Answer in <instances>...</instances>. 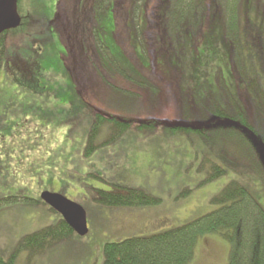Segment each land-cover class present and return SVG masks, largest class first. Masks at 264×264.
<instances>
[{"label": "rangeland", "instance_id": "rangeland-1", "mask_svg": "<svg viewBox=\"0 0 264 264\" xmlns=\"http://www.w3.org/2000/svg\"><path fill=\"white\" fill-rule=\"evenodd\" d=\"M245 1L247 2L244 11L247 15L244 13L240 18L243 25L240 31L242 53L248 68L247 73L252 75V67H254L256 76L264 88V15L256 10L257 0ZM57 5L58 0H19L22 24L0 35V41L2 39L7 42V53L1 64L0 74V199L27 197L42 201L43 192L48 191L62 194L80 203L87 211L88 234L81 236L76 233L50 246L34 259L33 264H104L103 248L106 243L120 242L131 237H147L177 228L201 215L211 213L220 208L211 200L232 181H238L245 186L264 209V160L260 158L264 152L262 153L261 149L256 152L255 145L249 139L246 142L244 137L241 139L233 133H222L220 136L215 134L209 143H205L197 134L180 135L179 138H184L186 142L194 146L193 149L197 148L199 155L193 160L183 162L184 172L174 171L173 175L167 177L172 179L169 182H143L140 180L141 177L134 175L110 179L104 174H99L93 164L99 162L95 160L96 152L90 156L84 155L88 133L92 126L90 121H94V113L87 104L84 103L83 106L86 105L89 113L81 115L77 108L78 103H72L75 99L74 93L69 90L66 91V95L58 96L60 101L53 94L51 95L49 101L56 106L36 101L32 96L33 92V95L40 96L42 89L49 87L48 84L41 82V76L45 71L41 70V67L45 65L41 63L53 59L56 60L55 64L59 65L63 59L58 58V55L60 52H66L60 41L59 31L53 23H48L55 19ZM115 5L116 0H112L99 13L103 28L100 39L108 48V53L117 60L121 69L141 77L142 75L134 69L138 65L127 58L115 38L117 29ZM150 10H153L152 6ZM145 12L147 9L143 5L142 10L138 12V19L141 18V23L144 24V27L141 26L143 32L146 27ZM247 16L250 19L249 23L246 21ZM209 23L203 33L205 37L202 43L197 44V35L193 34L192 28L186 29L185 38L179 49L180 52L183 50L182 56H179L177 47H174L176 55L175 51L171 50L166 55L160 56L158 64L164 71H169L171 74L178 72L179 69L183 73H181L182 86L193 88V98L201 106H208L213 99L225 109L232 110L231 100L225 96L226 93L219 86V79L222 77L233 97L244 107L241 94L245 87L244 84H238L234 77L230 44L224 33L225 24L219 16ZM43 27L47 29L45 32L37 29H43ZM256 35L261 37V40L256 39ZM130 37L140 66L149 67L151 61L147 56L148 46L146 44L142 46L140 33L133 31ZM37 39H45V42L37 41V47L40 46L39 52L35 48ZM102 55L104 60H107L105 54L102 53ZM21 58L28 60L27 67L23 64L19 66ZM53 60L52 63H54ZM45 68H49L48 64ZM53 69L48 70L53 72ZM189 73H193L192 76H189ZM66 74L70 79L69 83L71 82L76 90L68 69ZM113 103L116 105L117 101ZM119 105L122 109H131L134 113L141 110L138 104L132 105L122 101ZM185 106L190 115L195 114L194 102H188ZM63 109H68L70 115H59L64 113ZM172 111L171 108L166 111L167 115L174 114ZM53 113H56V116ZM195 118L194 115L192 119L190 117L181 119L190 123L202 121L201 118ZM136 119L145 118L136 117ZM41 120L51 123L52 126H43ZM259 128L262 129V127ZM131 129L141 132H138L133 140L134 152L139 153L153 148L146 143L154 138L150 132L136 127ZM158 130L164 129L159 127ZM108 132L107 124L103 127L99 141L106 140ZM160 136L164 139L176 138L163 133H160ZM192 139L196 140L195 144H192ZM112 145L110 146L113 148L111 157L117 162H125L124 158H120L122 153L116 152ZM193 149L190 147L188 151L192 154ZM204 155L223 167L226 174L203 184L208 176L207 170H201V159ZM137 161L141 162L139 159ZM132 170L134 171L133 167ZM139 170L140 167L135 164V172ZM112 184L142 189L147 194L160 198L162 202L157 206L142 207L101 205L96 201V190H115ZM185 189L191 191L185 198L182 197L184 200L180 201L179 193ZM187 198L191 199L185 205H181V210L171 211L173 205H177L175 201L184 203ZM130 210L132 215L125 216L126 223L114 224L119 215L118 212ZM162 214L167 216V219L169 217L170 221L164 220ZM154 218L155 222H148V224L153 222L149 226L142 225L146 220ZM61 219H63L62 214L53 211L43 201L35 204L19 202L1 206L0 258L7 261L21 238L34 231L45 229L47 226L56 225ZM229 252H231V243L224 235L208 234L200 238L194 259L190 264H229ZM14 264H30L27 252H21Z\"/></svg>", "mask_w": 264, "mask_h": 264}, {"label": "trees", "instance_id": "trees-1", "mask_svg": "<svg viewBox=\"0 0 264 264\" xmlns=\"http://www.w3.org/2000/svg\"><path fill=\"white\" fill-rule=\"evenodd\" d=\"M111 1L58 0L55 19L50 22L60 33V41L66 49L62 59L72 75L75 88L94 113L84 155L90 156L103 146L116 142L133 125L144 130L164 125L170 134H197L205 143H209L215 134L220 136L222 133H233L241 139L244 137L246 142L249 139L255 145L256 152L260 149L262 153L264 152V88L256 76L254 67H252L254 74L247 73L248 68L241 45L240 31L243 25L240 18L244 13L247 15L244 11L247 1L116 0L115 38L127 58L138 65L134 69L139 70L144 80H139L128 70L121 69L100 39L103 28L99 13ZM143 5L147 9L144 15L146 23L144 32L141 31L144 24L141 23V18L138 19V12L142 10ZM151 6L153 10H150ZM256 8L264 15V0H257ZM218 16L225 24L224 33L230 44L235 80L245 87L241 94L244 107L233 97L224 79L220 77L219 86L231 100L232 110L225 109L212 99L208 106L203 107L199 104L198 110L194 108L195 114L184 112L181 115L182 109L178 107L182 102L184 104L187 98H193V88L182 91L181 71L178 69V72L172 74L164 71L158 64L160 56L171 50L175 51V55L177 50L179 56H182L183 50L180 52L179 49L185 38V31L189 28L197 35V44L202 43L205 28ZM247 18L246 21L249 23V16ZM133 31L140 33L142 46L144 44L148 46L146 51L151 61L149 67L140 66L139 58L130 41ZM256 39L261 40V37L256 35ZM6 43L1 39L0 74L1 64L7 53ZM102 53L107 60H104ZM26 62L28 60L18 64L27 67ZM49 62L41 64L50 65ZM149 89L156 90L159 96L153 108L166 107V111L171 108L174 114L166 115V111H161L160 114H152L153 118L148 122L147 120L138 122L121 115L122 113L110 104L112 93L115 91L147 99ZM194 115L195 119L201 118L202 121L190 123L183 120L189 117L192 119ZM107 124L109 135L106 140L99 141L103 127ZM260 158L264 160V155ZM201 160V170L208 172L203 184L226 174V170L209 156L204 155ZM112 186L115 190H96L98 203L109 207H142L157 206L162 202L160 198L147 194L142 189L113 184ZM190 191L189 189L181 191L179 199L185 198ZM211 201L220 208L187 224L147 237H131L120 242L106 243L103 248L104 264H190L200 238L214 233L224 235L231 243L229 264H264V209L249 190L238 181H232ZM19 202L35 204L42 201L27 197H7L0 199V207ZM74 234L76 232L67 221L61 219L56 225L47 226L21 238L11 257L7 261L0 258V264H14L21 252H27L29 263L33 264L34 259L50 246Z\"/></svg>", "mask_w": 264, "mask_h": 264}, {"label": "crops", "instance_id": "crops-1", "mask_svg": "<svg viewBox=\"0 0 264 264\" xmlns=\"http://www.w3.org/2000/svg\"><path fill=\"white\" fill-rule=\"evenodd\" d=\"M50 22L51 21H49L48 23H50ZM36 24H38V22H36ZM37 29L42 30L43 32H45V30H47L45 28H43V29L37 28ZM39 40H40L39 42H45V39H39ZM37 41L38 40L35 41L36 42L35 48H37L38 49L37 52H39L40 46L37 47L38 46ZM41 52H42V50H41ZM62 54L63 53L60 52V54L58 55V58L62 59ZM24 60L25 59L21 58L20 63H23ZM52 60H51V63L49 62V64L51 65V66L48 65L49 68H45L44 66L41 67V70H45L43 72V75L41 76V82L48 84L49 87L47 89H42L43 92L40 93V96L33 95L34 94V92H33L32 96H33L34 100L42 102L44 104H49L50 106H56L55 103L51 104V102L49 101V99H51V95L53 94L58 99V101H60L59 97L66 95V91L69 90V91L74 93L75 99L72 100V103H78L77 108L79 109L80 114L85 115V113H89V110L88 109L86 110V108H87L86 105L83 106L84 101L79 96L77 91L74 89V86L72 85V83L71 82L69 83L70 79L68 78V75L66 74L67 69L64 65V62L60 63L59 65H56L55 64L56 60H53L54 63H52ZM45 66H46V64H45ZM52 68H54L53 72L48 70V69H52ZM135 71L139 72L138 69H135ZM130 74H132V73L130 72ZM182 74H181V76H182ZM192 74L193 73H189L188 75L192 76ZM134 77H136V76H134ZM136 78L144 80L143 76L136 77ZM180 81H181V87L180 88L182 91H189L190 89L192 90L191 87H183L182 86V77H181ZM123 94H125L126 96H124ZM157 94H158V92L156 90L149 89L148 90V98L146 99L145 97H139L136 95L134 96V95H130L128 93H124L122 91H116V92L112 93V99L110 100V104L118 112L122 113L121 115H123L125 117H131L135 121L138 120V119H136V117H144L145 119H143V120H151L153 118L152 114H160L161 111H166V109H165L166 107L165 108L161 107L160 109H158V107L155 109L153 108V106L156 105V103L154 104L156 98L157 97L159 98V96H157ZM116 96H118V97H116ZM42 99H43V101H42ZM113 101H117V104L114 105ZM122 101L125 103L129 102L132 105L138 104L139 107L141 108V110H139L137 113H134V111H131V109L129 110V108H127V109L123 108L122 109V106L119 105V103ZM188 102H194L193 108L198 110L199 103H197V101L194 98H187L186 101L184 102V104L182 103L178 107V108L182 109L181 115L184 114V112H187V109H185L186 108L185 104L187 105ZM162 106H164V105L162 104ZM62 111L65 114L60 113L59 115H62V116H66V114L70 115V111L68 109L67 110L63 109ZM187 113H185V114H187ZM53 115L56 116V113H53ZM48 120H49V122L50 121L52 122L51 119H48ZM143 120H138V122L139 121L142 122ZM92 121H90V122L92 123ZM49 122H45L44 120H41V123L44 124L43 126H47V127L52 126V125H50L51 123H49ZM132 127H136L137 129H140L136 125H133ZM132 127H130L127 131H125L123 136L120 139H118L116 141V143L114 142L115 144L113 143V145L110 144V145H107L105 147L103 146L102 148L95 151L96 152V154H94L95 160L99 161V162H94L93 164L96 167V169L98 170L99 174H104L106 177H109L110 179L111 178L121 179L124 176L134 175L135 177L136 176L141 177L140 180L143 182H157V183L158 182H169V181H172V179L167 178V177L169 175H173L174 171L178 170L179 173H181V171H182V173L184 172L185 168L182 170L183 162H187L188 160H193L195 157L197 158V156L199 155L197 148L193 149L194 146H192V145H190V143L186 142V140H184V138H179L180 135L184 136V134H180V133L170 134L168 132V130L165 129L164 125H158L156 128L150 129V130L145 129L146 131L150 132V134L154 137L153 139H149V141L146 142L147 146L152 145L153 148H149V150H146V151L144 150L143 152L136 153V152H134L135 146L133 144V140L138 135L139 130L131 129ZM159 127H162L164 130H158ZM90 130H91V128H90ZM140 130H144V129H140ZM139 133H141V132H139ZM160 133L167 134L169 136H174L176 138L166 137L164 139V138H161ZM33 136H34V134H33ZM158 139H162V140L159 141ZM195 142H196V140L194 141V139H192V144H195ZM111 145H112V147H115L114 149H116V152L122 153L120 158H124L125 162H117L116 159L114 160V158L111 157L110 153L113 149L110 147ZM190 147L193 149L192 154L188 151V148H190ZM194 151H195V153H194ZM126 157H127V159H125ZM137 159H139L141 162H138ZM135 164H137L140 167V170L138 172H135ZM132 167L134 168V171L132 170ZM190 199L191 198L185 199L186 202H184V203H179V202L174 200L177 203V205L176 206L173 205V207L171 208V211L175 212L179 209L181 210V205H185L187 203V201ZM181 200H184V199L181 198L180 201ZM46 211H49V210H46ZM167 212H169V211H167ZM118 213H119V215H117L116 221L114 222V224L117 223L118 225H123L124 223H126L124 221L125 216L132 215L131 210L128 212H118ZM123 213H126V214H123ZM163 216H162V218L164 220L170 221L169 217L167 219V216H165V215H163ZM150 221L155 222V218L146 220L145 222L142 223V225L149 226L150 224L153 223L152 222V223L148 224V222H150ZM168 225H170V224H168Z\"/></svg>", "mask_w": 264, "mask_h": 264}, {"label": "water", "instance_id": "water-1", "mask_svg": "<svg viewBox=\"0 0 264 264\" xmlns=\"http://www.w3.org/2000/svg\"><path fill=\"white\" fill-rule=\"evenodd\" d=\"M22 20L18 0H0V35L8 30L18 28L22 24ZM41 199L51 208L61 213L63 219L77 234L81 236L88 234L87 211L83 208V205L66 198L62 194L48 191L43 192Z\"/></svg>", "mask_w": 264, "mask_h": 264}]
</instances>
